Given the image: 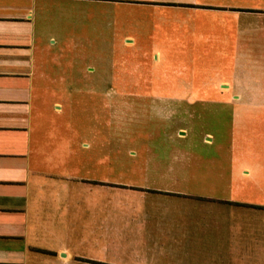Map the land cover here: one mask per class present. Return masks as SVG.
Returning <instances> with one entry per match:
<instances>
[{
	"label": "crops",
	"instance_id": "0c3cea01",
	"mask_svg": "<svg viewBox=\"0 0 264 264\" xmlns=\"http://www.w3.org/2000/svg\"><path fill=\"white\" fill-rule=\"evenodd\" d=\"M178 50L186 95L149 105L185 104L183 160L110 164L81 116L102 90L66 82L62 54ZM118 234L134 259L83 237ZM0 264H264V0H0Z\"/></svg>",
	"mask_w": 264,
	"mask_h": 264
},
{
	"label": "rangeland",
	"instance_id": "374dc122",
	"mask_svg": "<svg viewBox=\"0 0 264 264\" xmlns=\"http://www.w3.org/2000/svg\"><path fill=\"white\" fill-rule=\"evenodd\" d=\"M137 13L132 12L129 18L136 20L168 18V14L153 16L149 13ZM151 28V26L147 27L148 30ZM99 46L103 47L106 44L100 42ZM177 52L178 54H167V52L166 54H62L64 58L62 63L67 70L66 82H73L75 79L77 83L92 84L98 86V90H102L92 92L93 95L83 91L84 104L81 116L85 129L87 125H90L88 126L90 129L93 126L90 121H94L95 116H98V127L93 128V131L98 134L94 147H98L101 151L103 148L106 150V143L109 144L110 164L127 165L144 162L170 164L172 161L183 160L182 152L187 149L185 133H188L185 104L178 108L149 105L151 100L160 95L179 97L186 95L184 81L180 76L172 74L174 71L185 68L187 64V54L179 50ZM146 82L178 83L180 86L174 91L169 88L158 91L109 90V100L103 95L108 93L103 89L110 86L132 88L130 86ZM170 110L176 113L172 115ZM91 116L93 119L87 118ZM107 121L110 122L108 129ZM214 126L216 125L209 114L204 117L202 115L195 121L196 132L204 129L212 130ZM177 132L180 133H178L179 140L175 137ZM119 173L121 172L117 170L110 171V180H118ZM83 237L84 241L113 245L114 259L128 261L135 258L130 254L131 252L125 250L128 243L125 235H84ZM156 237L163 238V241L159 242L163 243L164 247L170 246L168 236L157 235ZM147 257L161 260L171 258L169 251L148 252Z\"/></svg>",
	"mask_w": 264,
	"mask_h": 264
}]
</instances>
